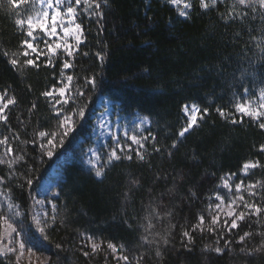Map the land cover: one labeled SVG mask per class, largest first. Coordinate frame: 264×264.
<instances>
[{"label": "trees", "instance_id": "1", "mask_svg": "<svg viewBox=\"0 0 264 264\" xmlns=\"http://www.w3.org/2000/svg\"><path fill=\"white\" fill-rule=\"evenodd\" d=\"M233 2L218 0L215 7L204 10L199 0H190L192 8L185 18L166 0H101L102 20L95 15L90 19L79 16L83 42L71 61L73 67L61 77L62 61L68 59L63 54L53 57L55 67L45 66V58L38 61V68L23 64L26 57L19 53L25 35L14 21L25 9H12L8 0H0V91L8 89L17 99L7 110V125L0 123V137L8 135L14 155L23 154L26 161L15 165L17 175L11 178L7 164H0V176L6 181L0 189L9 195L10 188L12 202L20 205L17 228L27 248H32L28 257L48 255L47 262L37 264H124L113 258L109 242L128 256V264H264V248L248 254L264 241V235L258 234L264 233V213L259 217L246 214L231 233L223 221L215 232L209 230L215 194L229 173L237 183L256 184L255 197L246 189L241 194L264 208V152L259 150L264 130L247 116L241 122L234 107L264 88V59L251 40L264 35V8L237 4L233 9ZM229 12L234 17L241 12L247 15L225 22ZM14 53L21 61L15 68L9 63ZM67 75L73 76L70 95L83 91L85 96L77 97L64 111L84 106L87 100L85 116L77 118L76 131L65 138L63 147L41 161L39 143L43 141H31L38 131L56 130L58 123L53 103L42 93L53 85L59 87L58 81ZM92 76L96 78L94 89L85 80ZM100 97L113 102L124 115L148 117L150 128L143 142L145 160L138 158L137 147L131 145V160L125 158L127 150L118 161L108 163L104 158L103 175L97 177L81 159L92 143ZM185 104L206 107L209 114L178 138L187 123L182 110ZM217 107L231 115L220 117ZM13 132L19 133V140H12ZM173 141H177L175 149L171 148ZM121 143L129 145L122 139ZM154 146L160 151H154ZM257 160L261 167L242 176L243 164ZM55 165L62 176L56 196L50 198L56 205L57 222L42 234L32 220L35 200L41 182ZM25 177L33 179L31 186ZM0 203L6 212L7 201L0 197ZM200 215L205 217L203 231H192ZM184 231L191 241L183 236ZM245 231L252 236L243 245L236 243ZM85 233L103 241L97 253L80 243ZM227 240L232 241L228 248ZM216 247L223 249L222 254L214 251ZM17 255H0V264H30L22 256L17 261Z\"/></svg>", "mask_w": 264, "mask_h": 264}, {"label": "snow or ice", "instance_id": "2", "mask_svg": "<svg viewBox=\"0 0 264 264\" xmlns=\"http://www.w3.org/2000/svg\"><path fill=\"white\" fill-rule=\"evenodd\" d=\"M223 2V0H219ZM8 3L12 6V9L19 10L21 5H27V8L24 10L23 16L15 19L14 23L18 28L25 30L26 39L21 41L22 51L19 55L26 57L23 60V64L26 66L39 67L38 61H40L41 56L45 57L43 63L45 66L55 67L53 64V57L57 54H63L68 59L62 61V70L61 77L65 76V71L73 67L72 60L74 59V54L79 51V45L83 42V28L81 23L78 22V18L81 15L87 16L89 19L93 15L98 17L100 20L103 19V13L101 9V0H8ZM170 3L174 6L182 5V9L179 12V15L187 18L188 11L192 8L190 0H170ZM200 7L204 10H207L209 6L215 7L218 3V0H199ZM241 5L245 7H252L255 10V5L259 4L261 8H264V0H234L232 8L235 9L236 5ZM106 6V3H105ZM18 15L19 12L17 13ZM247 15V13H238L237 16H233L229 12L227 17H224L225 22L227 20L240 18ZM251 40L255 42V47L259 52L261 59H264V35L260 37H251ZM75 44H73V42ZM44 45V48L39 47L40 44ZM5 56L8 55L7 52L4 53ZM87 55V53H84ZM101 60L103 57L99 53L96 54ZM247 55V53H245ZM17 54H13V58L10 59L9 63L15 68L21 64V61L16 58ZM86 82L91 85L94 89L96 87V78L95 76L86 77ZM73 76L67 75L65 79L58 81L62 86L57 88L55 85L52 86L50 90L44 91L42 95L45 98H51L55 102L52 104L55 116L58 118V123L56 130L46 131L41 130L35 133L34 138L31 143H37V140L43 141L39 143V148L41 150L40 158L43 161V158L47 156L51 158L55 155L56 149L63 147L65 138L70 134L76 131L77 118L83 119L85 116V111L88 101L85 100L84 106H77L70 109L68 112L64 111L65 106L69 103H76L77 97H84L85 93L83 91H78L75 96L70 95L69 89L72 85ZM245 97L249 92V89L245 87L243 89ZM17 99L15 95H9L8 89L0 91V123L7 125L8 114L7 110L10 106L16 105ZM59 105V107H58ZM35 104L32 105L34 109ZM235 112L241 114V122L243 116H247L258 122V127L261 130H264V88H261L258 93L257 102L245 100L244 102H237L235 104ZM182 110L185 114L187 123L182 129L178 132V138H183L186 133L192 130L194 127L199 126V123L203 120L204 116L209 114L208 108H200L196 104H185L182 106ZM107 111V109H105ZM216 112L220 117L227 119L229 115L226 114L225 110L217 107ZM103 115V113H101ZM148 122V117H142L140 119L139 125L134 124L135 127H143L145 123ZM233 124L237 123L235 118L231 119ZM11 131V130H10ZM112 138L115 141V147H112L107 154V162L111 163L113 160H120L121 154H124L127 150L125 156L126 159L131 160V144L125 146L120 143V136L118 134L112 133ZM123 136L130 140L132 144L137 145L136 155L138 158L143 161L145 160V155L142 150H144V140L146 137L140 136L139 138L133 132L129 135L127 128L123 131ZM20 135L18 132H13L12 140H19ZM152 140L155 141V137H152ZM27 143L28 141H24ZM177 147V141H173L171 148L175 149ZM0 148L3 149L0 153V164H7L9 172V178L17 175L15 171V165L18 162L25 161L23 154L14 155V150L12 142L8 135L0 137ZM259 150L264 152V144L259 146ZM93 152L94 159H89V164L92 166V169L95 170V175L101 177L104 172V165L100 164V155L97 151L90 149ZM154 151L159 152L160 149L154 146ZM119 153V154H118ZM171 156V152L168 153ZM261 167L259 161L255 162H245L243 164L244 173L247 174L248 170ZM234 175L232 173L228 174L227 178L223 179L222 186L227 189L229 193V199L227 201L226 207L228 211L224 212L225 208V199L219 192L215 194V199L217 203L215 204V212L210 215L209 223L211 232L216 231L217 225L221 223V213L224 212L225 218L223 220V225L229 233L234 229H238L240 226L238 221H244L246 219V214L248 216L259 217L261 213H264V208L259 206L254 201H247L242 193V190H247L250 197H255L257 195L255 189L256 184L249 183L244 185V182L235 184V197L231 195L232 185L229 184L230 177ZM26 184L31 186L33 184V179L30 177H25ZM5 177L0 176V186L5 183ZM135 183V182H134ZM261 187H264L262 185ZM11 189H8L9 195H6L5 192L0 189V197H3L7 201L5 212V205L0 203V254L8 253H17V261L20 257L24 255L25 252V240L22 235V230L17 228V218L22 215L21 208L19 204L13 203L10 196ZM59 195V193H57ZM37 203L43 204L44 201H37ZM212 205H209V209H212ZM237 209H240L237 211ZM52 215L49 216L48 212H42L38 214H33L32 220L36 224L37 229L40 233H45L46 227L50 224H55L57 222L56 205H52ZM230 221V223H229ZM205 222L204 215L198 217V223L192 227V231L200 230L203 231L202 225ZM151 227V224H149ZM264 235V233H258ZM183 236L187 237L191 241L192 237L188 231L183 232ZM252 233L245 231L243 235H239L236 243L241 245L244 244L247 238H250ZM45 238H47L45 236ZM146 243H151L145 237ZM80 243L86 247L91 248L93 254L97 253L103 244V241L97 242V240L91 234H81ZM167 243V241H165ZM232 243L231 240L225 241V247ZM18 245V248H17ZM60 247V245H57ZM107 248L111 249L112 253L115 254L118 252L117 245L109 242ZM261 248H264V241L261 242L260 248L254 250H248V254L252 255L254 251H260ZM83 251V249H81ZM231 249L229 248V251ZM28 251L31 252L32 248L29 247ZM215 252L221 253L223 249L216 247ZM241 252L245 251L244 247H241ZM85 257L89 256L88 251H83ZM159 255V252L157 253ZM114 259L122 260L124 264H128L127 255L113 256Z\"/></svg>", "mask_w": 264, "mask_h": 264}, {"label": "rangeland", "instance_id": "3", "mask_svg": "<svg viewBox=\"0 0 264 264\" xmlns=\"http://www.w3.org/2000/svg\"><path fill=\"white\" fill-rule=\"evenodd\" d=\"M166 1H168L170 3V0H166ZM176 7L179 8V10H181L183 6L177 5ZM21 8L26 9L27 5H21ZM21 16H23V15H21ZM19 29L22 32H24V35H25V30L21 29V28H19ZM26 38L27 37L25 36V39ZM72 42H73V44H75L74 41H72ZM39 47L41 49H43L44 45L41 43L39 45ZM44 58L45 57L41 56L40 59H44ZM61 86L62 85L60 84L59 87H61ZM59 87H57V88H59ZM257 97L258 96L249 97L245 100L257 102ZM49 99L51 100L52 103L55 102L51 98H49ZM245 100H242L240 102H244ZM189 105H191V104H189ZM97 107L99 108L100 111L97 113V115L95 117L94 124H93L92 143L86 149V152H85L84 156H82V159H81L82 164L91 170H94V169H92V166L89 164L88 161L90 158L94 159L95 157L93 156V152L90 151V149H93L99 153V155H100L99 163L102 164L103 159L107 158V154H108L109 150L112 148V146L115 147V141L113 140L112 135H111L112 133L118 134L120 136V143H121V139H122V140L128 142L129 144H131L132 146L137 147V145L132 144V142L130 140L126 139L123 136L124 129L127 128L129 135H131V134H133V132H135V134L139 138L140 136L145 137L146 131L150 128L149 120L147 123H145L143 125L142 128L141 127H135L134 128V124L139 125L140 119L144 116H142L140 114H135V115H131V116L124 115L121 113L120 109L116 105H114L113 102H111L110 100H108L105 97L99 98L98 103H97ZM105 109H107V111H105ZM101 113H103V115H101ZM183 114H184V112H183ZM184 117H185V114H184ZM109 143H111V147H109ZM103 148H105V150H106L105 152L102 151ZM251 170L252 169L250 168L248 170L247 174H245L244 170H243L242 176L248 175L251 172ZM225 178H227V177H225ZM61 179H62V176H61V173L59 170V166L58 165L53 166V168L49 172L48 176L41 182V184L39 186L37 197L35 200L36 201V214L42 213V212H48L49 216H50V213H52V205H53L50 198L56 196L55 189L57 188L58 182L61 181ZM222 184H223V181H222ZM222 184L220 186V195H222L225 199L224 212H226V211H228L226 204H227V201L229 199V193H228L227 189H225L222 186ZM229 184L232 185L231 195L234 198L236 195V193H235V184H237L236 178L230 177ZM243 191L244 190H242V192ZM37 201H44V203L40 204V203H37ZM224 212L221 213V221H223L225 218ZM22 235H23V233H22ZM23 238H24V235H23ZM17 248H18V245H17ZM11 254H13V253H8L6 255L0 254V255L2 257H6V256L11 255ZM29 255H32V252L28 251L27 245L25 244V252H24V255L22 257L28 258L29 259L28 263L37 264L39 262L45 263L48 261V255L46 253L37 254V255H35L34 258L28 257ZM114 255L119 256L121 254L118 251Z\"/></svg>", "mask_w": 264, "mask_h": 264}]
</instances>
